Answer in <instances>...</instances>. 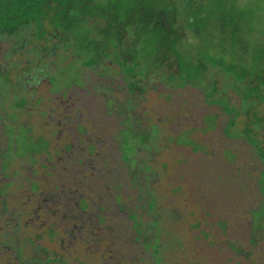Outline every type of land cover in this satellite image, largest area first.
<instances>
[{
  "label": "rangeland",
  "instance_id": "rangeland-1",
  "mask_svg": "<svg viewBox=\"0 0 264 264\" xmlns=\"http://www.w3.org/2000/svg\"><path fill=\"white\" fill-rule=\"evenodd\" d=\"M244 2L264 11V0ZM238 5L239 0H213L206 10L224 17ZM248 22L256 25L252 18ZM173 25L174 34L199 37L196 53L239 47L253 55L264 41L255 31L256 38L241 31L225 44L227 32L193 27L177 14ZM258 31L264 33V20ZM66 62H60L53 85L37 88L21 116L20 123L32 118L13 134L18 156L0 158V264L264 261V231L253 232L254 210L264 203V163L245 136L247 116L238 113L243 94L231 81L215 77L219 91H227L229 111L211 105L200 88L155 82L129 101L117 67L106 78L89 68L76 78L74 72L58 76ZM70 79L74 83L61 89ZM129 88L133 94L139 89ZM110 99L112 106L106 105ZM0 106L1 153L13 109ZM116 107L134 110L137 125L128 121L123 129L122 117L109 111ZM122 140L130 142L128 148ZM31 142L41 150L49 142L48 152L21 156Z\"/></svg>",
  "mask_w": 264,
  "mask_h": 264
},
{
  "label": "trees",
  "instance_id": "trees-1",
  "mask_svg": "<svg viewBox=\"0 0 264 264\" xmlns=\"http://www.w3.org/2000/svg\"><path fill=\"white\" fill-rule=\"evenodd\" d=\"M212 2L179 0L176 4L173 0H0V43L4 46L3 62L0 63V104L3 105L2 109L8 110L7 106L13 109L7 112L9 117L4 135L8 142L0 158L8 160L13 155L18 156L16 136L13 134L18 128L23 130L31 122L32 116H28L25 123H20V118L37 88L46 82L55 83V71L64 60L67 62L59 71L58 76L61 77L74 72L73 78H76L82 70L89 68L94 71L98 69L100 76L106 78V73H114L117 67L122 88L132 96L128 98L129 101L135 100L136 92L146 90V85L155 82L173 89L186 86L200 88L210 98L211 105H221L229 111L224 95L227 91H219L215 78L224 75L231 81L229 85L243 94L242 110L236 111L246 113L249 126L244 129L245 136L250 139L249 143L256 148L264 163V141L257 138L264 139V41L262 48L258 47L253 55L252 51H241L239 47L238 51L221 47L210 49L209 54L196 53L199 50L196 39L199 37L185 32L174 34L173 25L176 14L180 15L184 22L188 21L193 27H209L218 32H227L226 44L230 36L233 39L241 31H249L254 38L262 37L264 33L258 29L264 20V11L260 6H249L244 0H239L237 12L227 8L224 17L215 18L206 10ZM250 18L256 22L255 26L248 22ZM128 28L133 32L129 33ZM253 31L258 36H254ZM55 56L58 61L54 60ZM111 58L115 64L110 61ZM101 62L102 66H99ZM71 83L74 82L70 79L69 84L65 83L61 89L69 88ZM129 86L139 89L133 94ZM108 102H112L110 106L113 105V99L108 100L106 105ZM109 111L122 117L123 129L129 127L128 121L137 125L139 120L132 117L134 110L127 113L116 107ZM234 124L235 121L231 119V126ZM31 132L33 134V127ZM43 143L45 148L41 150L35 145L36 142H31L26 150L29 152L21 156L33 158L38 151L48 152L49 142ZM120 143L122 147L128 148L130 142L122 140ZM140 147L137 146L136 151ZM135 173L138 174V170ZM135 173H132L134 178ZM261 179L264 180V174ZM253 215L256 220L253 232L264 231V203L254 210ZM154 226L159 228L160 225L155 223ZM157 261L162 263L163 259L158 258ZM263 262L252 261V264Z\"/></svg>",
  "mask_w": 264,
  "mask_h": 264
}]
</instances>
